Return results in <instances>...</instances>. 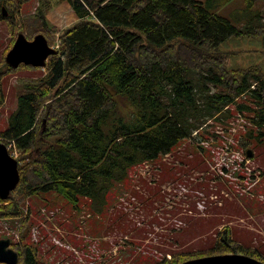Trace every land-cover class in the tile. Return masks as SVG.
<instances>
[{
	"label": "trees",
	"instance_id": "trees-1",
	"mask_svg": "<svg viewBox=\"0 0 264 264\" xmlns=\"http://www.w3.org/2000/svg\"><path fill=\"white\" fill-rule=\"evenodd\" d=\"M23 1L0 0V21L28 39L42 33L49 45L57 36L58 47L43 67L12 68L4 55L0 61V104L5 76L42 71L20 80L16 108L0 131V139L12 140L19 151V180L0 198V218L21 217L24 200L41 192H54L75 207L85 197L101 213L130 167L171 152L207 119L231 116L230 104L253 114L249 120L256 130L249 129L245 139L264 142L263 68L229 69V53L217 50L230 37H264V11L255 6L264 0H240L239 12L229 16L239 26L214 11L233 0H44L38 12L16 22ZM62 1L76 21L58 29L47 13ZM241 95L246 99L237 102ZM117 210L114 225L123 231L128 220ZM27 231L23 220L20 238ZM11 246L18 252L16 264H39L34 245ZM254 249L236 242L225 225L210 249L161 256L155 264L228 252L264 262Z\"/></svg>",
	"mask_w": 264,
	"mask_h": 264
},
{
	"label": "rangeland",
	"instance_id": "rangeland-1",
	"mask_svg": "<svg viewBox=\"0 0 264 264\" xmlns=\"http://www.w3.org/2000/svg\"><path fill=\"white\" fill-rule=\"evenodd\" d=\"M43 1L24 0L14 20L38 12ZM57 3L48 10L47 20L60 29L76 21V16L66 1ZM242 6L240 0H233L214 11L239 26L229 16ZM255 6L264 11V3ZM16 35L0 21V61L4 55L5 62ZM217 50L229 53V69L257 64L264 70V37H230ZM41 72L23 69L3 78L0 131L16 108L20 80ZM245 99L241 95L236 101ZM228 109L231 116L207 119L194 137L171 152L130 167L126 182L114 183L101 213L85 197L75 207L54 192H41L23 198L21 217L0 218V238L34 245L39 264H155L161 256L210 249L218 231L227 225L236 242L264 254V142L256 145L244 137L249 129L256 130L249 120L251 112L238 111L233 104ZM246 148L252 151L250 157ZM117 209L128 220L123 231L114 225ZM23 220L28 231L20 238ZM108 223L112 226L107 229Z\"/></svg>",
	"mask_w": 264,
	"mask_h": 264
},
{
	"label": "water",
	"instance_id": "water-1",
	"mask_svg": "<svg viewBox=\"0 0 264 264\" xmlns=\"http://www.w3.org/2000/svg\"><path fill=\"white\" fill-rule=\"evenodd\" d=\"M6 14L5 9H2ZM57 49L49 45L42 33L26 38L19 32L5 55V62L12 68L20 64L43 67L48 56L56 54ZM250 157L252 151L246 150ZM19 180L18 162L12 157L4 143H0V198L6 199ZM18 252L10 246L9 238H0V263L16 264ZM179 264H264L261 260L240 252L205 255L185 260Z\"/></svg>",
	"mask_w": 264,
	"mask_h": 264
},
{
	"label": "built area",
	"instance_id": "built-area-1",
	"mask_svg": "<svg viewBox=\"0 0 264 264\" xmlns=\"http://www.w3.org/2000/svg\"><path fill=\"white\" fill-rule=\"evenodd\" d=\"M58 46V44L56 43L55 44V47H57ZM251 87H253V85L251 86ZM205 124V123H204ZM7 142V147L8 148H14V143H13V141L12 140H8V141H6ZM17 151L15 150V148H14V150L12 151V155H14V156H17Z\"/></svg>",
	"mask_w": 264,
	"mask_h": 264
},
{
	"label": "crops",
	"instance_id": "crops-1",
	"mask_svg": "<svg viewBox=\"0 0 264 264\" xmlns=\"http://www.w3.org/2000/svg\"><path fill=\"white\" fill-rule=\"evenodd\" d=\"M73 257H74V255H73V256L69 255V259L71 258V259H73V260H74V258H73Z\"/></svg>",
	"mask_w": 264,
	"mask_h": 264
}]
</instances>
